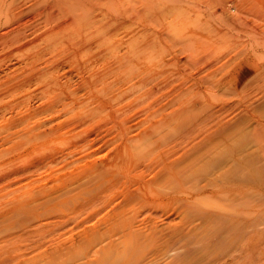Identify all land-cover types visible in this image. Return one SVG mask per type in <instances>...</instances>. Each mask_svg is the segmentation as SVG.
<instances>
[{
    "label": "rangeland",
    "instance_id": "obj_1",
    "mask_svg": "<svg viewBox=\"0 0 264 264\" xmlns=\"http://www.w3.org/2000/svg\"><path fill=\"white\" fill-rule=\"evenodd\" d=\"M262 3L0 0V84L9 76L8 84H18L13 71L20 67L28 73L24 105L0 112L2 264L43 263L57 253L64 254L63 263L71 264L74 253L69 250L89 230L103 227L114 209L143 219L158 208L154 225L169 233L180 227L186 218L178 202L143 201L147 184L163 170L165 161L182 157L191 145L216 136L224 125L226 131L232 127L213 139L212 160L220 161L232 147L233 152L242 149L250 154L253 170L264 165L258 164L264 161ZM18 29L25 40L21 43L34 41L36 29L41 43L22 55L17 51L21 43L16 44L11 59L5 58L10 49L2 36ZM39 50L42 59L33 64ZM248 52L252 56L246 60ZM36 70L41 72L39 80ZM5 87L0 85V94H6ZM9 94L5 101L17 99L14 91ZM172 117L169 128L155 133ZM146 132L151 140L144 141L145 154L121 164L122 175L115 185L107 173L95 178L98 167L105 168L124 153L123 143ZM199 167L203 174L210 169L207 160ZM260 191L254 193L251 212L257 221L253 223L260 226L252 230L264 227V189ZM145 226L151 228L149 223ZM162 243L148 244L136 256L144 262L155 259L164 253ZM174 243L156 264L172 258L178 264L231 261L226 249L211 256L202 251L180 257L172 248L182 243ZM258 262L251 264H262Z\"/></svg>",
    "mask_w": 264,
    "mask_h": 264
},
{
    "label": "bare ground",
    "instance_id": "obj_2",
    "mask_svg": "<svg viewBox=\"0 0 264 264\" xmlns=\"http://www.w3.org/2000/svg\"><path fill=\"white\" fill-rule=\"evenodd\" d=\"M263 4L264 3H262V7L264 6ZM247 8L250 9L251 7ZM22 13L23 11L19 12L16 18L20 19L23 15ZM15 31H17L16 35L12 36ZM22 32L21 29H18L14 31L10 30L3 34L2 38L5 39L4 44L10 49L6 53L5 58L11 59L14 54V51H11V48L13 49L14 45L25 41L22 38ZM39 32L40 31L36 29L35 33L37 34L34 41L21 43L17 49V51L19 50V55H22V53L31 45L35 47L40 45L42 36ZM256 33H258V31H256ZM260 38L264 41V32ZM258 40L261 41L260 39ZM258 42L257 44L259 45ZM250 56H252V54L248 52V54L245 55V59H251ZM41 59V51L39 50L33 58L34 61L32 63L38 64L37 62ZM20 60L21 63H25L24 58H21ZM245 63L247 62L245 61ZM21 68L23 67L18 68L19 70L17 72L13 71V74L16 73V79H20L18 84H8L9 80L12 78L10 76H7V82H2L0 84L1 86H6L5 89L7 91L4 92L6 94H0V112L2 113L17 110L25 103L24 96H26V77L28 76V73L25 69ZM10 69L12 70V68L9 67V70ZM34 77L35 80H39L41 78V72L36 70V75ZM13 91L14 94L16 93L17 99L13 101H5V99L8 98L7 95L9 93L12 94ZM247 105H249V103ZM167 106L169 108L170 105L167 103ZM254 106H251V108ZM246 107L247 109L249 108L248 106ZM248 110L251 111L250 108ZM173 120H175V118L172 117L165 123L158 125L155 133L161 132L166 127L169 128ZM233 122L231 124H233ZM225 126L226 125H224V127L222 126L223 128L220 131L219 129L215 130L216 132L219 131L216 136L206 139L207 141L202 140L191 145L189 149L185 150L182 157L178 155L174 157L170 163L165 161L162 165L163 170L160 171L158 176L154 177L155 180L150 181L147 184L146 194L143 197V201H164L174 199L175 202H178L180 206L179 208L183 209L182 215L183 218H186L184 219V224L180 225V227L176 226L170 228L171 232L169 233L164 230L165 228L159 229L157 225L153 224L156 220L153 215L155 212H158V208L152 210L150 215L143 219H138L137 214L129 215L124 211L122 212L114 209L112 214H109V219L105 220V225L103 227H96L94 225L96 228L92 229V227V230H89V232H91L87 234L76 247L69 250L74 253V260L71 264H156L158 260H161L171 252L169 245L173 242H176L174 244H177V242L182 243L180 247L177 245L176 247L178 248H172L179 252L178 255H180V257L193 256L195 254L198 256L202 251L204 252V256H211V254L217 250L226 249L231 255V261L228 260L221 262V260H219L217 264H251L258 260V263L262 262L263 264L264 222H262L263 225L261 224L263 228L259 227L261 228L260 230H254L255 227L253 231L252 227L254 225H260L259 223L254 224L257 221H254L255 218L254 220L252 219L254 212H251L253 204L256 202L254 199V193L264 189V169H262L264 168V165L261 166L264 164V161L261 160V163H258L259 165L261 164L260 168L256 167L257 170H253L250 161L251 159H249L250 154L242 149L239 151L240 153L233 152L231 151V149H233L232 147L231 149L226 148L230 151H227L225 155H222L223 157L220 161H213L212 159H214L215 153L212 148V144L215 142L213 139L220 134L225 133V128H227ZM231 127L232 126H230L229 129ZM150 134L151 133L146 132L138 134L135 137H130L127 142L123 143V146H121L122 144L120 143V151H123L124 153L118 155L116 160H114L115 162L111 161L106 164L105 168L96 167L98 171L95 168L97 172L95 178L107 173L111 175L112 183L115 185L116 181L122 175L121 164H125L128 158L130 159L129 161H131L132 159L139 158L141 154H145L146 151H144V145L146 143H144V141L151 140L149 137ZM134 151L136 153H134ZM204 160L209 162L210 169L207 173L203 174L199 170V164ZM255 162L257 163L258 161ZM5 174H7V171H4V175ZM165 179L166 181H164ZM186 186L188 189H186ZM185 192L188 195L182 196L181 194H184ZM201 199L204 200L201 201ZM256 200L258 202L259 198ZM255 213L257 214V211ZM0 216L3 217V215ZM258 217L261 216L257 214V218ZM6 221L3 220V222ZM100 221L104 222L102 219ZM103 222L100 223L103 225ZM100 223L99 226L101 225ZM146 223H149L151 228H147L148 226H145ZM169 227L166 229H169ZM258 237L260 242L256 243L255 240H257ZM160 240H163L161 246L164 252L161 256H157V258H152L146 262H144L145 259H142V257L136 256L138 253H141L148 244L153 245L154 243L155 245V242H159ZM60 252L63 253L62 251ZM58 254L59 253L50 256V258L43 263L33 261L31 264H65L61 261L64 254L62 256ZM226 258L228 257L226 256ZM2 263L3 260L0 261V264ZM178 263L179 261L172 258L167 264Z\"/></svg>",
    "mask_w": 264,
    "mask_h": 264
}]
</instances>
